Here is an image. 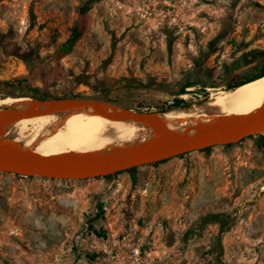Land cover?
Listing matches in <instances>:
<instances>
[{"label":"rangeland","instance_id":"obj_1","mask_svg":"<svg viewBox=\"0 0 264 264\" xmlns=\"http://www.w3.org/2000/svg\"><path fill=\"white\" fill-rule=\"evenodd\" d=\"M40 1L0 2V56L24 79L0 98L72 90L159 111L264 66L245 56L264 50V0ZM81 14L86 34L56 57ZM0 264H264V135L97 178L0 173Z\"/></svg>","mask_w":264,"mask_h":264},{"label":"bare ground","instance_id":"obj_2","mask_svg":"<svg viewBox=\"0 0 264 264\" xmlns=\"http://www.w3.org/2000/svg\"><path fill=\"white\" fill-rule=\"evenodd\" d=\"M263 107L264 75L202 104L141 113L103 103L78 106L8 95L0 98V145L38 160L72 151L131 154L165 131L204 138L223 118L258 113Z\"/></svg>","mask_w":264,"mask_h":264},{"label":"water","instance_id":"obj_3","mask_svg":"<svg viewBox=\"0 0 264 264\" xmlns=\"http://www.w3.org/2000/svg\"><path fill=\"white\" fill-rule=\"evenodd\" d=\"M9 64L15 66L16 60L13 59ZM38 100L40 102L65 101L78 106H87L95 102L117 106L87 97ZM256 134L264 135V107L258 113L230 115L223 118L204 138L181 132L165 131L146 147L131 154L72 151L38 160L31 158L26 151H11L0 145V148H3L0 154V172L60 179L97 178L132 167L160 162L188 152L235 143Z\"/></svg>","mask_w":264,"mask_h":264},{"label":"trees","instance_id":"obj_4","mask_svg":"<svg viewBox=\"0 0 264 264\" xmlns=\"http://www.w3.org/2000/svg\"><path fill=\"white\" fill-rule=\"evenodd\" d=\"M32 17L34 19V17H35L34 12H32ZM43 25L44 24H42L41 27H44ZM34 26H35V24L32 22L30 24V28H32ZM88 27H89L88 17L86 16V14H81L80 19L78 21V24L76 25V27L72 31L71 35L60 45L58 50L55 52V56L58 57V58H62L64 56L72 53L74 48H75V46H76V44L86 34V32L88 30ZM245 56L247 58V61L250 62V63H253L256 60H263L264 59V50H259V49L251 50L250 52H247L245 54ZM20 72H23V69L20 70ZM262 75H264V66H262L253 77L247 78V79H241V80L235 81L234 83L230 84L229 87L227 88V90L232 88V87H234V86L241 85L245 81H249L251 79L257 78V77L262 76ZM108 85H107V87H108ZM105 88H106V84L101 83L100 87H95V88H93L92 91H93V93H97L98 91H101V90L104 91ZM212 95H213V93H211L210 96H212ZM182 103H183L182 100L177 99L174 102V104H171L172 106H170V108H167V109H171V108H174V107L181 106ZM167 109H165V110H167ZM159 111H162V110H159ZM210 148L211 147H208V148H205V149H202V150H209ZM184 155L185 154H181L179 156H184ZM162 161H165V160H162ZM156 163H158V162H156ZM135 169H136V167H132V168L127 169V170L129 172H133ZM225 216H227V214L224 213V212H218V213L212 212V213L208 214V217L211 219V221H222L220 218L225 217Z\"/></svg>","mask_w":264,"mask_h":264},{"label":"flooded vegetation","instance_id":"obj_5","mask_svg":"<svg viewBox=\"0 0 264 264\" xmlns=\"http://www.w3.org/2000/svg\"><path fill=\"white\" fill-rule=\"evenodd\" d=\"M12 69V64H8L7 60H5L2 56H0V87H5L7 89H10V84L11 83H15L17 81L18 84H20V82L24 79L21 78H16V77H20L17 76L16 72L15 73H10L9 71H11ZM31 77H34L35 80L38 79L39 75H30ZM29 75H26V77L30 78ZM26 80V79H25ZM44 84V83H43ZM78 85H82L83 83L80 82V80L76 83ZM86 85H92L93 83L89 82L87 80V82H85ZM95 84H100V83H95ZM34 87H41L42 85H40V83H33L32 84ZM42 89V88H41ZM42 96L41 98H45L48 97V90L46 89H42L41 93ZM83 97H87V94L85 93H81L80 91H66L64 93L58 94L57 98L58 99H63V98H83ZM96 100H100L98 98H94ZM51 102H56L57 100H49ZM96 103V102H95ZM102 103V102H101ZM105 104V103H103ZM91 119H88L86 121H90Z\"/></svg>","mask_w":264,"mask_h":264},{"label":"crops","instance_id":"obj_6","mask_svg":"<svg viewBox=\"0 0 264 264\" xmlns=\"http://www.w3.org/2000/svg\"><path fill=\"white\" fill-rule=\"evenodd\" d=\"M2 1H7L8 3H10V5H15L16 3H15V0H1L0 2H2ZM44 1L43 0H41L40 1V3L42 4ZM10 11H12V13L14 12V10H13V8L12 7H10ZM25 12L23 11V13L22 14H20V17H23V18H25V20H27V16H26V14H24ZM0 19H1V17H0ZM0 173H4V174H14V173H7V172H0Z\"/></svg>","mask_w":264,"mask_h":264}]
</instances>
